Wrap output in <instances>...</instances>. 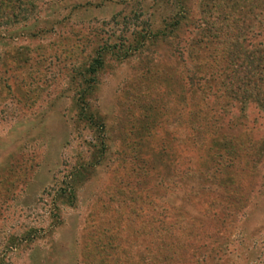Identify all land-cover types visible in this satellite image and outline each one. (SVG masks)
Here are the masks:
<instances>
[{
    "label": "rangeland",
    "instance_id": "1",
    "mask_svg": "<svg viewBox=\"0 0 264 264\" xmlns=\"http://www.w3.org/2000/svg\"><path fill=\"white\" fill-rule=\"evenodd\" d=\"M0 264H264V0H6Z\"/></svg>",
    "mask_w": 264,
    "mask_h": 264
},
{
    "label": "trees",
    "instance_id": "2",
    "mask_svg": "<svg viewBox=\"0 0 264 264\" xmlns=\"http://www.w3.org/2000/svg\"><path fill=\"white\" fill-rule=\"evenodd\" d=\"M6 3V0H0V7ZM102 65V59L100 54H97L89 63L87 67V71L89 74H93L96 72V70ZM202 75L196 74L194 72L190 73L188 76V82L190 87V90L193 92V94H196L200 88V81L202 80ZM194 86V88H193Z\"/></svg>",
    "mask_w": 264,
    "mask_h": 264
}]
</instances>
